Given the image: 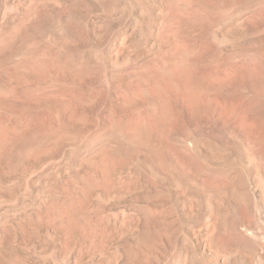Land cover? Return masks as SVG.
<instances>
[{
    "label": "rangeland",
    "instance_id": "374dc122",
    "mask_svg": "<svg viewBox=\"0 0 264 264\" xmlns=\"http://www.w3.org/2000/svg\"><path fill=\"white\" fill-rule=\"evenodd\" d=\"M0 264H264V0H0Z\"/></svg>",
    "mask_w": 264,
    "mask_h": 264
}]
</instances>
